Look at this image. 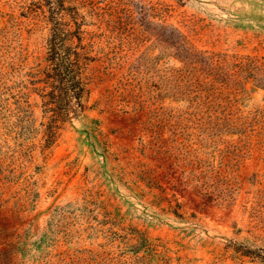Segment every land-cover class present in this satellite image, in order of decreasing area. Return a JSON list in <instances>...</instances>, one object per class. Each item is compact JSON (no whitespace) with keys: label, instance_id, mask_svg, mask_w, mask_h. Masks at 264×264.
Wrapping results in <instances>:
<instances>
[{"label":"rangeland","instance_id":"1","mask_svg":"<svg viewBox=\"0 0 264 264\" xmlns=\"http://www.w3.org/2000/svg\"><path fill=\"white\" fill-rule=\"evenodd\" d=\"M47 1L0 0V264H264V86L232 66L264 0H66L93 61L54 142Z\"/></svg>","mask_w":264,"mask_h":264},{"label":"trees","instance_id":"2","mask_svg":"<svg viewBox=\"0 0 264 264\" xmlns=\"http://www.w3.org/2000/svg\"><path fill=\"white\" fill-rule=\"evenodd\" d=\"M52 23L48 40L46 65L39 69L37 82L41 85V97L45 116L47 140L54 142L67 123L83 115L88 110L90 95V80L86 70L93 57L89 45L85 43L82 24L78 22L79 13L73 23L64 17V3L59 0V7L47 1ZM69 9V8H68ZM228 62V61H225ZM237 67L233 73H249L257 83L264 86V61L259 58H249L246 63H234ZM251 255L252 251H245ZM264 260V255H257Z\"/></svg>","mask_w":264,"mask_h":264}]
</instances>
